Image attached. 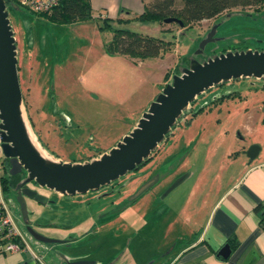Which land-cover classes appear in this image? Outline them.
I'll list each match as a JSON object with an SVG mask.
<instances>
[{"label":"rangeland","instance_id":"1","mask_svg":"<svg viewBox=\"0 0 264 264\" xmlns=\"http://www.w3.org/2000/svg\"><path fill=\"white\" fill-rule=\"evenodd\" d=\"M6 11L14 37L17 76L24 93L23 107L24 102L27 105V127L33 139L36 135L46 145L44 150L34 139L47 157L62 160L82 161L109 149L133 127L168 80L169 71L176 64H187L186 55L200 61L222 48L264 50V5L259 10L232 7L189 25L135 19L121 24L173 40L172 47L161 55L145 58L106 51L111 33L99 27L96 16L76 21L51 20L29 12L15 0L6 2ZM212 24L216 25L214 39L206 42L201 52L194 53ZM229 92L232 93L228 95ZM200 106L203 107L189 121L185 122L186 117L174 124L167 138L150 153L152 158L138 169L126 171L97 189L63 197L54 190L37 187L53 200L48 204L27 200L28 209L36 208L40 221L46 224L37 229L47 237L65 240L42 242L52 245L50 253L67 258L82 254L114 264L120 257L113 258L116 254L122 253L121 259L125 260L132 250L128 258L136 263V254H148L154 247L147 240L146 230L133 231L139 216L158 209L164 202L159 200L161 193L176 178L185 176L167 198L180 187H188L189 191L195 186L192 199L198 197L204 208V202L212 198L216 189L223 188L238 175L243 163L252 159L246 155L249 145L258 146L253 158L258 156L264 147V78L241 76L215 84L189 104L186 115ZM52 125L56 128L54 135L48 130ZM166 170L171 171L162 176ZM141 179H152L149 189L131 198L145 181L134 187ZM4 195L19 233L32 239L24 228L15 189L8 187ZM104 218L108 222H102ZM73 236L79 238L70 241Z\"/></svg>","mask_w":264,"mask_h":264},{"label":"water","instance_id":"2","mask_svg":"<svg viewBox=\"0 0 264 264\" xmlns=\"http://www.w3.org/2000/svg\"><path fill=\"white\" fill-rule=\"evenodd\" d=\"M162 21H175L182 25V21L175 16L164 17ZM215 27V24L211 25L198 42L194 53L201 52L206 42L214 39ZM241 76L264 78V50L250 47L226 49L200 61L189 55L187 64L177 66L169 81L156 93L133 127L109 149L82 161L62 160L51 157L46 152L48 157H44L34 146L25 121L17 76L14 37L5 0H0V150L3 158L8 160L9 174L21 169L24 171V177L15 184V200L19 205L25 230L35 241H61L47 237L37 229L44 224L40 221L36 208L28 209L25 198L38 203H45L47 199L33 188L21 187L23 183L33 181L39 186L66 194L97 189L132 170L147 157L189 110V104L193 103L199 94L215 84ZM34 139L40 148L46 150L36 135ZM257 150L258 146L251 144L246 149V155L252 158ZM151 183L152 179L142 182L131 198ZM228 251L227 243L218 248V254L223 257L227 256ZM57 259H60L58 264H93L89 258H67L65 255H58Z\"/></svg>","mask_w":264,"mask_h":264},{"label":"crops","instance_id":"3","mask_svg":"<svg viewBox=\"0 0 264 264\" xmlns=\"http://www.w3.org/2000/svg\"><path fill=\"white\" fill-rule=\"evenodd\" d=\"M89 3L92 17L98 14L131 17L143 7V0H89ZM175 70L174 67L169 71V77ZM170 171L166 170L162 176H166ZM144 180L138 181L134 187ZM184 180L185 176L176 178L172 185L161 193L159 200L163 199L164 202L160 201L158 209L154 213H141L138 224L135 225V232L146 230L147 240L154 246L153 250L148 254L142 251L136 254V263H131L129 259L132 250L126 255L129 258L125 260L121 259L122 253H118L113 257L120 256L114 264H264V232L254 210V205L264 198V147L261 146L256 158L252 157L243 163L237 176L223 188L216 189L212 198L204 202V208L203 201L200 202L198 197L192 199L197 191L195 186L189 191L186 190L188 187H180L167 198ZM181 188L183 189L180 191ZM148 189L149 186L144 190ZM153 193L154 198H157V193ZM55 194L63 197L66 193L56 191ZM205 196L208 198L207 193ZM134 216L133 213L132 223ZM102 222L108 221L104 218ZM20 235L23 246L16 250L0 252V264H58V255L50 253L52 245L24 237L21 232ZM77 238L79 237L73 236L69 240ZM60 239L58 242H65L63 238ZM142 240L143 238L139 241ZM224 243L229 247L225 257L218 254V248ZM76 258L88 257L81 254ZM92 261L93 264H113L111 260L103 262L98 258H93Z\"/></svg>","mask_w":264,"mask_h":264},{"label":"trees","instance_id":"4","mask_svg":"<svg viewBox=\"0 0 264 264\" xmlns=\"http://www.w3.org/2000/svg\"><path fill=\"white\" fill-rule=\"evenodd\" d=\"M7 1L9 0H5V3ZM263 5L264 0H143L141 11L131 17H111L99 14L96 15V17L99 20V27L106 28L111 33L109 39L105 43L106 51L126 54L136 58H145L161 55L172 47L173 40L163 39L158 36L141 33L121 26V24L128 22L130 19L143 22H160L164 17L175 16L182 21V25H189L204 18L214 17L220 12L229 10L232 7H251L254 10H259ZM31 13L62 22L87 20L92 17L89 0H59L58 4L49 12ZM226 49L234 48H222L221 51ZM188 57L189 54L185 57L187 61ZM177 66L178 64L174 66L175 69H177ZM163 76L166 77L167 72H165ZM169 79L170 77L168 80L164 81V84L169 81ZM230 93L232 92L227 94L229 95ZM223 96L224 95L221 97ZM202 107L203 106L198 107L195 111L191 110L192 112L189 113L185 122L189 121L190 117ZM150 157L151 155L149 154L147 157L143 158L133 169H137ZM2 172L1 186L4 192L7 189L8 178L5 168ZM11 180L13 181V178H11ZM254 210L257 213L258 223L264 232V198L263 201L254 205Z\"/></svg>","mask_w":264,"mask_h":264},{"label":"built area","instance_id":"5","mask_svg":"<svg viewBox=\"0 0 264 264\" xmlns=\"http://www.w3.org/2000/svg\"><path fill=\"white\" fill-rule=\"evenodd\" d=\"M18 5L30 12H49L56 6L59 0H15ZM184 113L180 120L187 117ZM3 156L0 150V252L12 251L23 246L18 228L13 223L7 210V202L4 198L1 186V174L3 171Z\"/></svg>","mask_w":264,"mask_h":264},{"label":"flooded vegetation","instance_id":"6","mask_svg":"<svg viewBox=\"0 0 264 264\" xmlns=\"http://www.w3.org/2000/svg\"><path fill=\"white\" fill-rule=\"evenodd\" d=\"M21 88V87H20ZM23 91L21 92V96H22V99H23ZM24 107H25V109H26V107H27V105H26V102H24ZM53 123H55V122H53ZM48 128V127H47ZM56 128H55V125H52L50 128H48V130H51V132H53V134H51V135H54V134H56V130H55ZM43 144V143H42ZM46 145L44 144V147H45ZM3 167L6 169V171H7V169H8V166H9V164H8V160L7 159H4L3 158ZM6 174V173H5ZM24 177V171L21 169L20 171H18V172H16V173H13V174H9L8 173V171H7V178H8V184H7V188L8 187H12L13 189H15V184L18 182V181H20V179H22ZM11 178H13V181L11 180ZM24 186H28V187H30V188H33V189H35V191L36 192H38V193H40L41 195H44L45 197H46V202L44 203V204H48L49 202H51V201H53L52 199H49V196H48V194H44L43 192H40L39 191V188H37V187H39V185H37L36 183H34L33 181H29V182H25V183H23L22 185H21V187H24ZM40 187H44V186H40ZM44 188H46V187H44ZM48 189V188H47ZM7 190V189H6ZM5 190V191H6ZM15 195H16V189H15ZM26 199V204H27V200L29 199V198H25ZM30 200H32V199H30Z\"/></svg>","mask_w":264,"mask_h":264},{"label":"bare ground","instance_id":"7","mask_svg":"<svg viewBox=\"0 0 264 264\" xmlns=\"http://www.w3.org/2000/svg\"><path fill=\"white\" fill-rule=\"evenodd\" d=\"M30 137H31V139H32V141H33V143H34V146H35L36 149L38 150V152H39L42 156L47 157V156H46V155L40 150V148L37 146V144L35 143L33 137L31 136V134H30Z\"/></svg>","mask_w":264,"mask_h":264}]
</instances>
